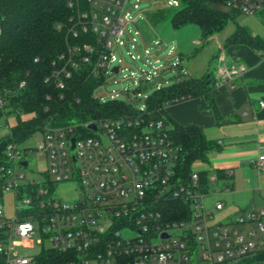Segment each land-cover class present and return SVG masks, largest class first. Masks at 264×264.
<instances>
[{"label":"built area","instance_id":"built-area-1","mask_svg":"<svg viewBox=\"0 0 264 264\" xmlns=\"http://www.w3.org/2000/svg\"><path fill=\"white\" fill-rule=\"evenodd\" d=\"M130 1L86 0L82 8L79 0H69L75 8L69 37L83 36L85 42L69 44L45 82L63 89L84 65L101 81L99 89L111 75L121 73L123 60L115 49L126 47L128 39L137 49L140 36L136 31L132 37L127 28L136 21L126 11ZM178 6L179 0L168 1L167 7ZM222 6L244 16H264V0H222ZM256 53L264 63V49ZM116 63L120 65L112 67ZM246 73L244 64L234 63L217 76L215 87ZM25 87L22 81L19 88ZM187 100L182 97L176 104ZM8 104V98L0 96V119L7 118ZM145 110L143 105L135 115L80 123L56 124L50 119L24 141L14 139L11 129L0 137V264H44L50 259L48 252L66 257L49 264H127L124 258L131 260L128 264H240L264 253V208L239 209L228 218L210 221L213 214L206 201L230 192L228 181L216 191L212 188L221 180L216 173L207 179L201 175L204 169L194 167L185 175L181 148L164 122L147 120ZM31 153L47 165L39 171L42 181L26 175ZM253 165L264 170V155ZM67 182L79 185L81 198H56V187ZM224 208L220 200L214 205L217 212ZM124 232L136 236L126 238ZM36 234L37 255L12 250L14 239L31 242Z\"/></svg>","mask_w":264,"mask_h":264},{"label":"trees","instance_id":"trees-1","mask_svg":"<svg viewBox=\"0 0 264 264\" xmlns=\"http://www.w3.org/2000/svg\"><path fill=\"white\" fill-rule=\"evenodd\" d=\"M85 1L79 0L82 8L86 7ZM214 4L222 5V0H179L178 7L147 12L146 19L154 27L166 23L174 28L197 24L207 36L223 30L236 15L215 8ZM74 14L75 8L69 6V0H0V96L8 98L6 113L17 116L11 128L16 140L24 141L50 119L56 124H65L136 114V108L124 101L97 100L94 94L101 81L89 75L88 66L83 65L75 71L63 89L53 82H45L52 73L53 62L67 51L68 45L85 42L83 36L80 40L69 37ZM233 44H243L254 51L264 49V39L242 27H237L229 37L228 45ZM211 80V75L183 78L156 89L145 101L147 120H162L166 128L172 125L167 132L181 148L182 170L187 176L197 163L210 164V155L219 151L221 145L208 140L200 126H182L174 122L168 117L165 104L175 105L182 97L201 99V108L215 111L216 88ZM22 81L26 82V87L20 89ZM20 114L31 117L22 119ZM216 174L220 179L229 178L224 172ZM201 175L208 179L210 173L205 170ZM177 206L171 205L172 208ZM46 254L50 259L44 264L66 260L64 255ZM248 260L263 261L264 253ZM130 261L123 259L127 264Z\"/></svg>","mask_w":264,"mask_h":264},{"label":"rangeland","instance_id":"rangeland-1","mask_svg":"<svg viewBox=\"0 0 264 264\" xmlns=\"http://www.w3.org/2000/svg\"><path fill=\"white\" fill-rule=\"evenodd\" d=\"M169 0H131L126 8L132 16L136 17L133 24L128 25L131 29L130 35L133 37L136 31H139L137 49L131 48V40L128 39L126 47L115 49V54L123 60L122 72L111 75L107 82L95 91V96L101 97L107 101L112 97L131 104L133 107L141 108L145 105V100L152 95L158 86H169L183 78L204 77L205 75H214L220 65L222 49L228 45L229 37L235 32L237 27L246 28L251 31L252 35L264 39V16H244L236 13L233 19L229 20L225 28L218 32H213L207 36L202 29L193 23L186 24L180 28H174L166 23L152 26L146 19V13L161 8H167ZM137 3L138 9L133 6ZM215 8L226 9L220 4H214ZM174 50V54L171 51ZM145 51H148L149 56ZM133 56L135 57L133 59ZM139 57V58H138ZM181 58V59H180ZM179 67H174L176 63ZM119 63L113 64L112 67L119 66ZM157 71L156 76L154 72ZM201 73V74H199ZM150 75L147 81V75ZM22 119H28L31 115L20 114ZM17 116L10 114L7 118L0 119V137L8 135L10 129L15 126ZM172 125H167L171 128ZM216 154V152H214ZM30 163L29 171L26 175L30 180L42 181L43 176L39 171L45 170L47 165L38 161V155L31 153L27 156ZM206 164L199 163L194 167L196 169L204 168ZM33 171V172H32ZM248 175L255 192L234 194L221 192L218 195L207 199L206 207L213 214L212 222H217L235 214L239 209L264 208V187L262 173L256 168H251ZM241 170L235 172L232 179H221L214 184L213 190L220 191L223 184L227 181L234 182L240 178ZM213 174V173H211ZM264 174V173H263ZM237 191V183H236ZM56 198L71 202L79 199L83 195V190L75 182L61 183L55 190ZM223 201L225 208L221 212L214 209L218 201ZM8 202V201H7ZM8 215H13V211L6 210ZM124 237L132 238L136 234L133 232H124ZM40 238L36 234L31 242L14 239L12 250L27 256L37 255L40 246L36 244Z\"/></svg>","mask_w":264,"mask_h":264},{"label":"crops","instance_id":"crops-1","mask_svg":"<svg viewBox=\"0 0 264 264\" xmlns=\"http://www.w3.org/2000/svg\"><path fill=\"white\" fill-rule=\"evenodd\" d=\"M234 63L244 64L247 73L215 87V111L201 108V99H189L167 107L166 113L182 126L202 127L208 140L221 143V149L210 155V164L202 169L210 174L224 172L228 179L234 178L235 172L241 170L238 181H228L230 192L227 193L247 194L255 192L248 177L251 168L255 169L253 163L264 155V63L250 47L229 45L222 49L220 65L211 75L214 86L222 70ZM260 172L264 173V170ZM247 260L240 264H264V260Z\"/></svg>","mask_w":264,"mask_h":264},{"label":"water","instance_id":"water-1","mask_svg":"<svg viewBox=\"0 0 264 264\" xmlns=\"http://www.w3.org/2000/svg\"><path fill=\"white\" fill-rule=\"evenodd\" d=\"M116 71H117V68H116ZM91 128L95 129V126L92 125ZM72 142L74 143L75 142V139H73ZM73 147H74V145H73ZM164 237H166V236H164Z\"/></svg>","mask_w":264,"mask_h":264}]
</instances>
